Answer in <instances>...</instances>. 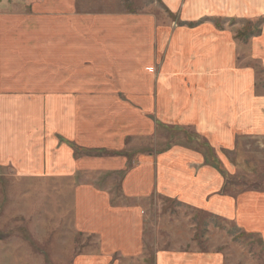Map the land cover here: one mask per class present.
<instances>
[{
  "label": "crops",
  "instance_id": "1",
  "mask_svg": "<svg viewBox=\"0 0 264 264\" xmlns=\"http://www.w3.org/2000/svg\"><path fill=\"white\" fill-rule=\"evenodd\" d=\"M160 1L169 19L155 13L92 16L76 12L74 1L61 14L40 18L35 28L25 27L31 19L24 17L23 29L7 30L6 51L0 45V75L10 69L4 75L14 87L9 91H31V100L42 102L40 131L30 138L26 131L22 140L28 158L40 146L41 175L56 171L64 183L83 170L111 174L127 166L123 151L129 136L152 135L159 122L193 127L212 144L230 149L238 134L264 135V95L256 94L253 66H241L236 34L214 23L190 27L205 15L213 22L249 16L246 8L250 11L255 0ZM175 21L189 26L178 28ZM255 50L254 41V59ZM17 63L26 65L14 67ZM209 156L183 144L139 155L122 179L123 195L132 205L113 204L110 194L91 185L79 191L74 185L76 192L68 194L73 222L98 239V248L81 254L78 264H226L219 251L157 246L151 253L142 204L136 202L152 195L258 234L264 252V189L235 193L223 176L228 171Z\"/></svg>",
  "mask_w": 264,
  "mask_h": 264
},
{
  "label": "rangeland",
  "instance_id": "2",
  "mask_svg": "<svg viewBox=\"0 0 264 264\" xmlns=\"http://www.w3.org/2000/svg\"><path fill=\"white\" fill-rule=\"evenodd\" d=\"M74 1L76 12L92 16L155 13L163 20L164 17L169 19L170 15L160 0H0V45H3V51L9 45L7 30L23 29L24 17L31 19L25 27L35 28L34 25L39 26L40 18L48 17L49 20L54 14H61V10L71 8ZM262 2L264 0H255L250 11L246 8L249 16L230 15L213 22L205 15L202 21L190 24V27H196L214 23L217 28L230 29L236 34L242 55L239 58L241 66H253L255 70L257 96L264 95ZM240 12H245V7H241ZM105 19V24L111 29L108 18ZM175 22L178 28L189 26L185 21ZM254 41L255 59L251 55ZM16 46L21 53V46ZM247 49L250 58L246 57L249 53H243ZM2 60L6 58L2 57ZM25 65L17 63L14 67L23 68ZM9 70L0 75V264H78L81 254L98 248V239L86 235L73 222L70 207L74 185H78V191L80 186L91 185L110 194L113 204L132 205L133 200L123 195L122 179L125 174L136 166L139 155L164 150L174 144L191 146L205 156L210 155V162L228 171V175L223 176L228 177L227 186L235 193L246 189H264L263 134H238L232 146L235 149H230L223 144H212L209 138H203L205 135L199 134L193 127H184L180 123L164 126L159 122L152 135L129 136L125 142L128 149L123 151L127 166L111 174L83 170L64 183L63 178H57L56 171L50 170L48 176H43L38 167L40 146L37 153L28 158V149L22 143L26 131L29 138L32 132L40 131L42 102L31 100V91L20 95L11 93L14 87L6 84L8 81L4 76ZM10 136L13 141H10ZM77 150L76 153H82ZM13 161L17 162L16 167H13ZM136 203L142 204L143 230L147 238L145 245L151 253L157 246L219 251L225 255L226 264H264L261 237L239 228L234 222L159 195ZM82 205L80 203L79 208Z\"/></svg>",
  "mask_w": 264,
  "mask_h": 264
}]
</instances>
